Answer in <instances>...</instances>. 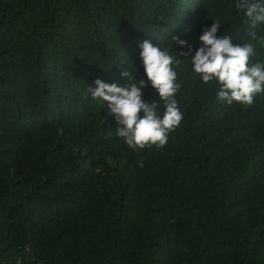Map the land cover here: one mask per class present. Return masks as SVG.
<instances>
[{
  "label": "trees",
  "instance_id": "1",
  "mask_svg": "<svg viewBox=\"0 0 264 264\" xmlns=\"http://www.w3.org/2000/svg\"><path fill=\"white\" fill-rule=\"evenodd\" d=\"M235 4L0 0V264H264V92L218 101L172 40L194 52L215 21L264 64V24ZM144 40L180 61L183 120L162 149H130L86 92L144 78Z\"/></svg>",
  "mask_w": 264,
  "mask_h": 264
},
{
  "label": "clouds",
  "instance_id": "2",
  "mask_svg": "<svg viewBox=\"0 0 264 264\" xmlns=\"http://www.w3.org/2000/svg\"><path fill=\"white\" fill-rule=\"evenodd\" d=\"M235 7L243 11L245 23L253 27L264 24V0H236ZM218 22L202 29L198 39L201 46L194 52L190 45L180 37L172 40L187 51L181 52L188 57L191 70L204 84L216 81L219 90L216 99L227 105L234 102L250 106L257 94L264 92V64L249 63L253 54L251 44H235L231 36L218 37ZM255 38V33L251 34ZM140 61L144 78L136 79L133 72L122 71L127 79L125 86L107 84L96 79L95 88L88 86L86 92L94 100L108 102V114L114 118L116 135L122 138L130 149H145L153 146L164 148L170 133L174 132L183 120L175 95L179 88L176 83L177 73L172 55L151 41L144 40L139 45ZM146 82L156 90L163 101V112L158 114L157 104L142 99V89ZM141 113L143 115H141ZM140 166L143 164L141 162Z\"/></svg>",
  "mask_w": 264,
  "mask_h": 264
}]
</instances>
